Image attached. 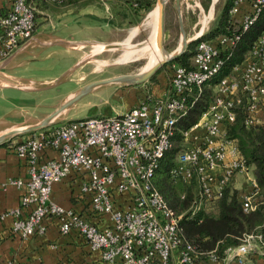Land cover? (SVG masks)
I'll return each instance as SVG.
<instances>
[{
  "label": "built area",
  "instance_id": "1",
  "mask_svg": "<svg viewBox=\"0 0 264 264\" xmlns=\"http://www.w3.org/2000/svg\"><path fill=\"white\" fill-rule=\"evenodd\" d=\"M62 1L11 0L0 8V60L34 35L40 6ZM217 1L208 11L201 8L199 31L191 38L197 39L191 65L174 64L161 95L150 94L122 113L71 120L13 141L14 152L28 166V178L9 181L22 191L20 207L10 211L15 234L42 235L55 221L62 234L78 233L107 263L199 264L201 252L183 233L185 214L192 218L216 203L239 173L251 186L242 198L244 210L256 209L261 198L264 202L238 138L229 136L240 114L247 128L264 124V30L245 58L221 76L260 18L264 0H235L229 32L205 39ZM209 89L200 117L184 127ZM177 146L170 173L187 184L196 179L199 188L183 213L169 205L154 183L163 159ZM75 175L88 204L85 211L52 199L55 183ZM205 259L202 264H264V234L260 229L246 233L236 246L221 255L213 250Z\"/></svg>",
  "mask_w": 264,
  "mask_h": 264
},
{
  "label": "crops",
  "instance_id": "2",
  "mask_svg": "<svg viewBox=\"0 0 264 264\" xmlns=\"http://www.w3.org/2000/svg\"><path fill=\"white\" fill-rule=\"evenodd\" d=\"M10 2L0 0V8L6 9ZM103 3L105 7L95 4L101 9L90 8L92 2L81 6H56V3L40 6L37 39L20 51L5 70L29 89L0 88V123L32 124L48 116L82 86L78 85L83 80L79 73L86 63L87 47L96 45L100 50L103 44L113 45L122 37L125 40L130 36L128 27L132 25L121 24L112 6L106 1ZM56 8H62L63 13L58 15L54 12ZM67 74L59 84L51 85ZM65 83L77 86L59 90ZM137 86L142 87L134 85L133 88ZM143 89L140 93L137 90V97L128 109L155 94ZM115 92L119 94V91ZM74 107L66 112L65 119L74 118ZM24 136L0 145V264H111L103 261L100 251L93 250L78 233L62 234L55 221L48 223L47 231L42 235L23 238L13 232L15 216L10 211L20 207L22 191L9 181L28 178V166L14 152L12 143ZM48 154L55 155L51 151ZM79 184L77 175L55 183L52 199L63 207L85 211L88 204L79 192ZM28 211L24 209L23 214Z\"/></svg>",
  "mask_w": 264,
  "mask_h": 264
},
{
  "label": "trees",
  "instance_id": "3",
  "mask_svg": "<svg viewBox=\"0 0 264 264\" xmlns=\"http://www.w3.org/2000/svg\"><path fill=\"white\" fill-rule=\"evenodd\" d=\"M104 1L112 6L115 16H117L121 24L128 22L130 25L138 24L157 3V0ZM210 1L203 0L205 9L209 8ZM89 3V0H63L56 4L60 6H80ZM234 3L235 0H226L219 16L204 34L203 38L211 39L225 32H229L230 9ZM263 30L264 9L255 25L243 36L242 41L231 56L221 76L228 74L232 65L245 58L253 41ZM196 45L197 41H191L186 51L172 62L190 66L192 57L195 54ZM211 92L210 89L207 90L204 99L197 102L191 115L186 119L184 127H188L198 120L203 108L206 106V102L211 97ZM229 136L238 138L242 152L247 160L246 163L252 169V173L260 187L259 197H264V124L247 128L243 121V115L240 114L236 123L230 128ZM178 151L179 147L177 146L167 153L156 174L154 183L169 205L177 213H183L189 205L191 206L194 196L190 191L191 188L185 184H179L170 173L171 167L175 164L174 157ZM192 183L191 187L194 185L198 187L196 179ZM183 194H185V197H182ZM262 201L263 199L261 198L256 209L246 212L243 208V200L239 195V190L230 182L223 196L216 202L218 208L217 213L201 211L192 218L189 217V213L185 214L181 219L183 233L186 239L192 243L196 251L201 252V256L198 258L199 264L205 263L206 255L213 250L221 255L227 247L236 246L246 233L260 229L264 234V202Z\"/></svg>",
  "mask_w": 264,
  "mask_h": 264
},
{
  "label": "rangeland",
  "instance_id": "4",
  "mask_svg": "<svg viewBox=\"0 0 264 264\" xmlns=\"http://www.w3.org/2000/svg\"><path fill=\"white\" fill-rule=\"evenodd\" d=\"M89 1L94 3V7L91 6L90 8L94 9L95 7H98L95 4L105 7V4L103 3L104 0ZM196 1H198V3H196ZM212 2L213 0L210 1L209 8L205 9L203 0H180L179 2L177 0H167L166 32L164 44L166 49L165 51L169 53L170 56L175 52L178 53V51L182 48L184 37H186L187 40H190L199 31L200 24L198 23L201 16V8H204L206 11H208L212 7ZM225 2L226 0H218L216 2L213 7V19L211 20L209 26H212L214 24L215 19L222 11ZM157 7L158 4L156 3L155 7L150 12H148L138 24L132 25V27H128L131 31H137L135 35L129 36L125 40H123L122 37L119 43L113 45L103 44V47L101 46L102 48L100 47V50L96 48V45L94 47H87L85 49V51H87L85 52L87 57L84 58V60H86V63L80 69L79 73V77L83 78V80H81L78 85L84 86L85 84L95 80L125 74H137L148 71V66L151 62V56L147 57L139 55L136 58L125 61L121 59L124 56L127 48L146 44L152 39L155 43L156 34L153 33V27L149 25L148 22L150 21V13ZM98 9H101V7H98ZM54 12H56L58 15H61L63 13L62 8H56ZM151 37L152 39H150ZM121 42L128 43L130 47L125 48V45L121 44ZM150 47H155L156 50L160 51V49L156 46ZM67 63L65 65H67ZM174 64L178 63H174L172 61L167 62L159 69L152 80L141 84L142 87L137 86L138 88H133L134 85L130 86L114 84L110 87L106 86L85 95L76 103V106L73 108V117L79 119L92 116H108L126 111L130 107L134 98L137 97L138 92H142V90L140 89H143V87V91H149V93H152L153 91V93L161 95L169 85L170 78L175 67ZM70 85L71 84L65 83L59 88V90H62L64 88L67 89V87H69ZM72 85L71 87L77 86L73 83ZM115 91H119V94H116ZM250 171L252 173V169ZM177 182H179V184L187 185L189 188H191L190 191L193 193L194 199L197 197L199 188L195 185L194 186L196 190L194 186L191 187L193 183L187 184L181 180H177ZM231 183L239 190V195L241 198H243V195L251 189L250 180L242 173L235 175L231 180ZM188 209H190V205L188 208H186L185 211H187ZM217 211V205L216 203H214L206 207V210L204 212L217 213Z\"/></svg>",
  "mask_w": 264,
  "mask_h": 264
},
{
  "label": "water",
  "instance_id": "5",
  "mask_svg": "<svg viewBox=\"0 0 264 264\" xmlns=\"http://www.w3.org/2000/svg\"><path fill=\"white\" fill-rule=\"evenodd\" d=\"M178 2L180 0H177ZM157 4L159 6V18H158V24H157V41L158 46L162 52H165V32H166V6H167V0H157ZM37 33L35 32L34 35L27 40L25 43H23L17 50H15L11 55L7 56L6 58L0 60V88H21V89H29L26 84H22L17 80L15 77L10 76L5 70L7 69V66L11 63V61L16 57V55L30 47L33 42L37 39ZM191 41H197V39H190L187 40L186 37L183 38V46L178 51V53H174L168 58H164L161 60L158 64L153 66L150 70L144 71L142 73L137 74H125V75H119L114 77H109L105 79L95 80L90 83L85 84L84 86L80 87L74 94L69 96L67 99H65L54 111H52L48 116L41 119L40 121L32 124H23V125H11L6 123H0V145L6 144L10 141H12L14 138L30 134L48 127H51L53 125L60 124L62 122H68L71 120H78L76 118L72 119H65L66 112L74 107L76 103L85 95L93 92L94 90L106 87V86H112L114 84H121V85H141L149 80H151L156 73L159 71V69L164 66L167 62L173 61L174 59L181 56L187 49L189 42ZM69 74V73H68ZM64 75L63 77L59 78L58 81L52 83L51 85H57L59 82H61L63 79H66L68 76ZM82 119V118H79Z\"/></svg>",
  "mask_w": 264,
  "mask_h": 264
},
{
  "label": "bare ground",
  "instance_id": "6",
  "mask_svg": "<svg viewBox=\"0 0 264 264\" xmlns=\"http://www.w3.org/2000/svg\"><path fill=\"white\" fill-rule=\"evenodd\" d=\"M158 18H159V6L150 13V19H149L150 21L148 22V24L153 27V33L156 34V36L154 35L155 36V43L156 44L154 43L152 37L150 38L152 40H150L146 44H141L139 46L131 47V48H127V47H130L128 45V43H125V42L122 43L121 42V44L125 45V48H127V50H126V52H125V54H124V56L122 57L121 60H123V61H125V60H131L133 58L138 57L139 55H141V56H147V57H150L151 56V62L149 63V66H148L149 67V70H150L153 66H155L156 64H158L164 58L170 57V54L167 53L166 51L165 52H162L161 50L160 51L159 50H156L155 47H150V46H156L157 48H159L158 41H157V24H158ZM204 23H206V20L204 21ZM136 32H137L136 30L131 31V35L130 36L135 35Z\"/></svg>",
  "mask_w": 264,
  "mask_h": 264
}]
</instances>
